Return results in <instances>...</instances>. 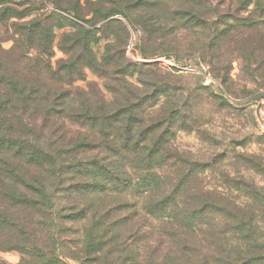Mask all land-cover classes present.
<instances>
[{
	"label": "trees",
	"instance_id": "16d2710c",
	"mask_svg": "<svg viewBox=\"0 0 264 264\" xmlns=\"http://www.w3.org/2000/svg\"><path fill=\"white\" fill-rule=\"evenodd\" d=\"M35 1L0 0V250H19L26 264H195L186 234L199 210L184 205L186 161L172 142V127L188 117L181 88L153 79L159 64L130 61L127 26L114 16L137 30L134 13L146 8L149 37L183 32L215 53L229 30H264V0H86L91 18L81 0H48L69 24ZM222 5L233 11L220 13ZM113 25L123 31L119 46ZM66 26L54 67L56 32ZM138 32L141 55L169 54L170 42L147 50Z\"/></svg>",
	"mask_w": 264,
	"mask_h": 264
},
{
	"label": "rangeland",
	"instance_id": "374dc122",
	"mask_svg": "<svg viewBox=\"0 0 264 264\" xmlns=\"http://www.w3.org/2000/svg\"><path fill=\"white\" fill-rule=\"evenodd\" d=\"M35 2L40 12L59 13L68 19V24L74 21L72 16L54 9L48 0ZM81 2L85 17H93L91 6L86 0ZM129 6H133L132 2ZM162 6L167 10L164 4ZM231 7L229 10L227 5H222L219 12L230 13ZM141 10L134 13L137 30L123 16L114 17L127 26L126 52L130 61L159 64L153 79L181 88L177 97L188 117L182 130L172 127L175 133L172 142L186 161L188 179L184 205L188 213L195 208L199 210L194 232L191 229L186 234L194 244L188 256H194L195 264H264V260L254 258V255H264V45L261 40L264 30L248 26L229 30L212 53L183 32L165 37L154 33L149 37L144 33V26L149 22L145 15L147 9ZM248 13L237 14L244 17ZM103 23L89 27L98 29ZM224 28L222 25L221 31ZM70 30L66 26L56 32L54 67L65 57L59 44ZM138 30L145 35V40L141 41L144 48L156 50L161 48L162 42H170L169 54L141 55L136 48L140 42ZM108 31L112 33L113 43L119 46L116 33L123 35V31L116 25ZM107 42L101 37L95 49L103 53ZM12 45V40L3 42L5 48ZM87 80H95L102 86L103 80L90 70H87ZM88 81L79 84L85 87ZM142 225L145 230L153 227L145 221ZM70 237L69 234L67 238ZM67 259L71 264H84L74 257ZM0 261L26 264L17 249L0 250Z\"/></svg>",
	"mask_w": 264,
	"mask_h": 264
}]
</instances>
